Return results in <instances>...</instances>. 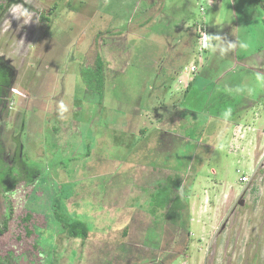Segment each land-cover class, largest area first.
<instances>
[{
	"label": "rangeland",
	"instance_id": "1",
	"mask_svg": "<svg viewBox=\"0 0 264 264\" xmlns=\"http://www.w3.org/2000/svg\"><path fill=\"white\" fill-rule=\"evenodd\" d=\"M0 3V264H264V90L228 92L264 72L260 7ZM202 31L249 47L200 51ZM229 107L228 146L215 151ZM74 218L88 238L67 236Z\"/></svg>",
	"mask_w": 264,
	"mask_h": 264
},
{
	"label": "clouds",
	"instance_id": "2",
	"mask_svg": "<svg viewBox=\"0 0 264 264\" xmlns=\"http://www.w3.org/2000/svg\"><path fill=\"white\" fill-rule=\"evenodd\" d=\"M26 3H30L31 0H25ZM211 2V0H210ZM23 7V5H13L9 8V13H11L12 17H14L17 20H22L23 24H28L32 21V15L27 10L24 9L21 11L20 9ZM6 25L10 26L9 21H5ZM190 26V25H186ZM199 40H198V50L204 51L208 50L213 53H216L217 51L220 52L221 57L225 56L229 51H235L238 47L241 49L247 50L249 47V44L244 41H240L239 39L235 42L227 40L226 37L218 35V34H211L206 31L199 32ZM254 80L256 81L257 87H248L247 90H245L244 87L237 85L235 90L228 89L229 93L238 94V95H247L249 97H252L256 95L257 90H264V72L257 71L254 76ZM11 92L13 95L17 94V89L13 87L11 89ZM69 111L68 105L64 102L63 99H61L57 103V116L59 119H64L65 114ZM232 117V109L229 107L225 109L220 116V119L224 122V126H222L215 135V142H210V144L213 146L215 151L223 152L225 148L228 146L226 142V133L228 131V124ZM245 181L247 180V177H244ZM181 196H182V189Z\"/></svg>",
	"mask_w": 264,
	"mask_h": 264
},
{
	"label": "trees",
	"instance_id": "3",
	"mask_svg": "<svg viewBox=\"0 0 264 264\" xmlns=\"http://www.w3.org/2000/svg\"><path fill=\"white\" fill-rule=\"evenodd\" d=\"M250 2L254 4V8L260 7L259 16L261 15L260 18L264 25V0H250ZM0 7H3L1 3H0ZM103 68H104V61L101 57H99L98 62H97V68H96L97 70L95 73V76H96L95 88L100 92V94H103V91H104ZM171 192L169 191V186L163 185L161 187V189L157 193L160 195L159 206L163 208L167 206V204L171 201ZM59 214H60L59 217L61 218L62 215L61 213ZM22 219L25 223H27L32 219V214L26 213V215ZM8 220H9V217L4 220V225H3V228L0 229V233H2L7 227ZM27 227L28 226L26 225V228ZM63 227L65 228V231L67 232L68 237L82 238V239H86L89 237V229L87 227V224L85 223V221L81 220L80 218H74L69 223H64ZM127 232L128 231L125 230L124 235H126Z\"/></svg>",
	"mask_w": 264,
	"mask_h": 264
},
{
	"label": "crops",
	"instance_id": "4",
	"mask_svg": "<svg viewBox=\"0 0 264 264\" xmlns=\"http://www.w3.org/2000/svg\"><path fill=\"white\" fill-rule=\"evenodd\" d=\"M191 84V83H190ZM190 84L187 86V90H188V88L190 87Z\"/></svg>",
	"mask_w": 264,
	"mask_h": 264
}]
</instances>
